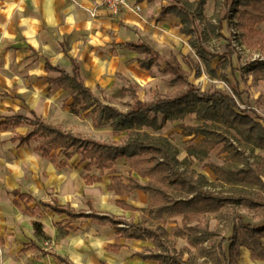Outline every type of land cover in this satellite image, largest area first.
<instances>
[{
  "label": "trees",
  "instance_id": "16d2710c",
  "mask_svg": "<svg viewBox=\"0 0 264 264\" xmlns=\"http://www.w3.org/2000/svg\"><path fill=\"white\" fill-rule=\"evenodd\" d=\"M229 0H215L213 15L207 17L205 5L207 0H170V6L162 7L159 18L173 15L179 21L180 34L188 37V45L197 57L183 56V62L187 68L184 70L177 58L171 54L166 60L165 72L168 74L171 86H176L171 95H159L151 101L144 100L133 84L121 88L112 96L116 99H126L123 109L119 110L111 105L103 104L96 95L87 88L79 74V68L73 59L71 71L66 72L59 66L52 67L48 61L45 63L46 72H56V78H49L48 83L63 90H71L72 97L69 105L71 114L77 117L91 115L92 126L100 127L107 124L113 136L119 137L118 141L99 142L94 139L62 130L60 127L48 124L44 119L31 113L32 117L15 115L0 118V130L8 127L18 128L28 125L25 134H16L11 138L19 146L35 143L34 151L42 158L48 159L53 151L54 144L63 139L65 142L62 152L66 159L77 153L78 149L89 150L96 148L95 153H88L79 165L83 167L86 175V184L92 181H100V178L89 176L92 168L99 171L102 176L107 171L109 184L107 190L116 196H130L134 191H141L155 198L156 202L146 209H137L122 200L116 201V206L123 211L147 213L148 218L160 221L163 217L171 218L183 216L181 225L172 228L171 232L160 231L157 228L147 227L143 223L134 224L132 221L118 219L109 215H98L94 211L85 213L76 212L69 205L61 206L57 200L50 202H36L46 211L57 215H64L69 221L79 218L100 221L103 225L112 228L116 235L125 236L128 239L144 240L146 236L152 239L153 249L144 248L150 253L153 260L165 261V256L159 251H167V245L173 247L175 241L170 238H183L184 230L190 233L207 231L204 224V215L218 213L226 204L244 205L255 211L264 212V182L257 170L264 166V161L254 157L250 164L246 156V150H264V127L252 116L244 111H239L232 96L222 90L203 92L189 81V74L199 78L208 74L228 83L225 71L232 68V51L228 40L222 34L225 16L222 12L227 8ZM230 11L235 17L236 28L240 41L246 48L261 52L264 55V31L256 30V25L264 21V0H231ZM215 21V23L213 22ZM201 27L203 30H201ZM261 38V41H258ZM212 39L226 41L225 52L219 54L210 52L205 44ZM136 52L143 57L137 60L138 66L150 71L159 65V54L142 42H128L120 45ZM62 51L66 49L62 45ZM218 59L217 68H212L211 60ZM217 69L221 73L217 75ZM249 72L255 77L264 79V61H255L248 66ZM102 93V90H99ZM233 94H238L236 89ZM194 115V119L201 125L191 127L179 125L184 136L194 138L201 137L198 145L190 146L186 150V157L180 161L177 150L169 137L151 135L144 130H161L168 123L181 122L187 116ZM222 144V153L226 154V165H209L210 170L216 176V181L231 187L230 194L207 190L212 186L205 176L197 174L191 168L194 161L204 163L209 160L211 150ZM71 149H74L70 151ZM118 158H125L130 166V173H135L138 178L145 179L140 183L137 178L129 177L125 184L118 175L115 163ZM257 159V160H255ZM259 161V162H257ZM57 167H64L65 162L60 161ZM186 194L187 196H184ZM16 198L14 204L19 206V201L31 203L35 199L21 193L19 190L12 192ZM26 208L33 214L37 208ZM190 226L191 224H194ZM202 228V226H204ZM34 236L38 243L49 245L50 239L43 232V226L38 221L32 222ZM58 237L68 234L69 225H55ZM223 244H228L223 249ZM217 253L206 250V254L219 264H239L240 248L250 252L252 261H264V218L259 225H254L236 213L231 220V234L222 238L218 245ZM121 245H109L107 250L117 253ZM22 251H42V248L34 241L25 244ZM143 255V254H140ZM61 264H70L66 259L55 256ZM191 259L185 263L189 264Z\"/></svg>",
  "mask_w": 264,
  "mask_h": 264
},
{
  "label": "crops",
  "instance_id": "0c3cea01",
  "mask_svg": "<svg viewBox=\"0 0 264 264\" xmlns=\"http://www.w3.org/2000/svg\"><path fill=\"white\" fill-rule=\"evenodd\" d=\"M130 1L136 2L140 5L141 12L139 14H133L128 11H122L117 15H113L99 4V0H12L11 3H9L8 7L7 5H5V15L2 19H0V76L5 75V77L7 78L6 81L11 80L12 82L19 83L21 84V87L12 95L6 94L4 96H0V100H2L0 101V104H2V107L6 111L5 114H0V118L3 120L4 118L12 117L15 115H21L30 118L32 117L31 113H33L36 116L45 120L44 115L38 110L39 107L43 106V104L39 105L38 100L46 99L48 94H51L54 100H58L61 94L71 92V90H63L55 85H50L48 83V79L56 78L58 76V73L46 72V61H48L52 67L59 66L66 72L70 73V59H73L78 65L79 74L83 80L84 85L89 88L93 93L94 89L97 87L100 96L103 98L105 91L102 88V82L108 79L115 70V58L123 55V53H127L129 55H138L141 56V58L143 57L142 55L133 52L129 49L120 48L121 44L128 42H142L151 47L155 52L159 54V50L164 49V47H166L165 45L169 44L172 41L174 30H176L180 36H183L186 39V42L188 41V37H185L184 35L180 34L179 21L173 15H166L163 18H159L161 8L170 6V0ZM189 1L194 2L197 0ZM214 2L215 0H207L206 2L204 14H210L206 15L207 17H211L213 15ZM230 4L231 0L228 1L227 8L222 12V14H225V19H227L229 23V26H227L228 38L226 40H228L229 45H231L229 39V30L230 26L232 25L237 31L238 44L242 45L243 51L244 53H246L250 49L246 48V46L240 41L239 33L235 25L237 19L235 17L232 18V14L229 15V13H232L229 8ZM213 22L215 23V21ZM259 24H263L264 27V21ZM201 30H203L202 27ZM213 40L219 39H212L209 42ZM62 45L66 49V54H64L62 51ZM230 48L234 50L232 46H230ZM159 56H161V54H159ZM194 57L195 58H192L196 60L197 57L195 55ZM138 59L140 58L136 59V64ZM257 60L258 59H253L252 61L255 62ZM137 67L144 72H149L141 69L138 64ZM123 87L126 86H122L118 88V90ZM100 89L102 90V93L99 91ZM118 90H116L115 92H117ZM21 99L25 101V105L28 108L29 116H26L23 113L14 112V109L17 106H23L19 102V100ZM233 99L235 100L234 97ZM237 106L240 108L238 103ZM242 107H244L242 111L249 115L250 108H247V106ZM11 108L12 111L7 112V110ZM71 115L73 117L78 118L73 114ZM254 119L261 125L264 122V118L262 117V115H258ZM90 125L93 129H96L92 126V121H90ZM24 127L27 128V130L29 128L28 125L24 124L18 128L8 127L5 130H0V133L7 132L9 130H17ZM147 129L149 128H144L146 132H148ZM12 137H10L8 140H1L2 146H0V201L7 200L8 197V200L10 202V208L8 210L6 208H0V238H2L1 229L3 231V229L5 230L6 227H13L15 222V213L22 212L24 213V215L32 218V231L33 221H38L42 224L43 232L50 239V241L49 245H46L47 247H44L43 244L46 243H38L33 232L34 239H30L27 243H24L22 245V248L20 249V262H18L16 259L12 258L9 255H6V261L4 262L5 264H61L57 261L55 256H59L61 258L66 259L70 264H100L101 262H103L104 264H149V262L153 264H169L168 260L172 259L174 256L176 257L177 254L175 244L177 238H174L175 244L173 247L169 246L170 244L168 243L166 244L168 246L167 251L157 252L162 253L166 257L165 261L153 260L149 257L150 253L144 251V248L153 249L152 239L150 237L146 236L144 240L128 239L125 236L121 237L119 235H116L112 228L103 225L100 221L92 219L87 220L100 222L102 226L111 229L114 236L117 238V242L107 243L103 248V254L100 256L88 257L82 254L81 252L75 250L74 247L70 245L72 223L82 219L86 220V218H79L73 221H69L66 216L57 215L53 212L46 211L42 206H38L36 202H50L52 199H55L57 200L59 205H69L70 208L76 212L83 211L85 213H90L91 211H94L98 215H109L118 218L107 213H99L93 208V205L97 204L98 202H103L104 200L105 202L110 204L111 200L113 199L112 206L117 211L131 214H146L148 218L147 213H141L139 211L134 213L123 211L121 208L116 206V201L122 200L128 205L133 206L137 209H146L148 205L153 204L150 202L155 198L150 199L147 194L141 191H134L130 196L118 197L113 192L107 190V186L109 184V176H107V179H103L105 173L107 174V171H104L103 175L100 176L99 171L97 170L98 173L93 175V169L95 168H92V171L88 174L90 177L100 178V181H92L91 184H86L84 180L86 172H84L83 170V167L86 163L79 165V162L82 160L81 159L76 166L77 168L82 166V171L84 172V175L81 178V182L78 184V188H63L65 178L61 176V178L56 180L58 181L57 184H51L48 186L52 187L49 189H52L53 191L50 190L48 192L49 195L45 198V200L44 198L41 199L38 196H40V194H45L43 192L44 186H46L43 184V173H41L39 169H36L33 174L28 170H25L23 167H21L18 171H15L12 168L11 163V157L13 155V152L16 154L15 151H17L18 149H23L24 147L32 146L34 142H32L30 145L19 146L16 142L11 141ZM3 141L5 142L3 143ZM33 152L42 160L46 161L50 158H42L38 153L34 151V149ZM74 155H72L70 159H66L64 161L59 160L58 162L63 161L66 163V165L64 167H57L56 165V169L65 170L68 167V161L71 160ZM119 163L121 164L120 172L122 174L126 170V173L130 172V166L125 158H118L116 160V170L118 168L117 166ZM130 174L131 177L137 178L140 183L145 182V179L138 178L135 173ZM121 179L123 180L122 177ZM128 179L126 181L123 180V182L127 184ZM15 180H19L21 182V186H13V182ZM66 185H69V183H66ZM88 189H94L98 192V194H95V192H87L89 191ZM15 190H19L21 193L31 195L35 199V201L31 203L19 201V206H16L14 204L16 198L12 195V192ZM86 192L90 193V196H87ZM139 194L145 195L149 200V204L145 208H140L137 203L133 202L134 198ZM88 197V201H82L83 198ZM31 204L33 205L30 206ZM75 204H77L78 207H76ZM36 205L38 209H36L33 214H30L28 211H26V208L33 209ZM85 207L88 208V210H85ZM41 213L48 214L49 217H52L54 219V221L51 220L48 223H45V221L38 216ZM36 216L37 218L33 219ZM175 217H181L182 221L183 216L180 215ZM175 217H163L162 221L164 219H173ZM262 218H264V214ZM118 219L124 218L121 217ZM149 220L154 221L151 219ZM181 221L180 226L175 224L172 228L178 227L182 229ZM262 221L263 219L260 221V223ZM7 222L11 224H8ZM58 223L62 224L63 226L69 225L70 229L68 230V234L65 237H58V232L55 228V225ZM260 223L251 224L259 225ZM193 225H195V223ZM186 232L188 231L184 230L185 234ZM148 238L151 239V247L143 246V251H139L136 253L129 251L128 246L130 245V243H144ZM58 239L59 241H57ZM31 241L36 242L42 248V251H22L24 245L28 244ZM116 244L122 246L119 252L114 253L112 251L107 250V246ZM170 248H172V250H170ZM170 251H172V254L174 256L169 255ZM240 252V259L242 257V253H245L246 257L251 262H256L257 264H264V261H252L250 252L247 249L240 248ZM188 259L176 260V264H178V261H180V263H185Z\"/></svg>",
  "mask_w": 264,
  "mask_h": 264
},
{
  "label": "rangeland",
  "instance_id": "374dc122",
  "mask_svg": "<svg viewBox=\"0 0 264 264\" xmlns=\"http://www.w3.org/2000/svg\"><path fill=\"white\" fill-rule=\"evenodd\" d=\"M12 0H0V19L5 15V5H9ZM233 14V13H232ZM210 15V14H206ZM225 16V14H222ZM227 26L229 23L227 19L223 22V36L225 39L228 38ZM258 32L262 33L264 31L263 24L256 26ZM172 41L165 45L164 49L159 50L161 54L159 65L153 67L151 71L144 72L137 67L136 59L141 58L138 55H129L123 53V55L115 58V70L111 76L102 82V88L105 91L104 97L102 98L97 90V87L94 89L96 97L103 103L111 105L117 109H123V103L126 99H116L112 95L122 86H127L128 84H133L136 86L139 95L146 101H151L156 97V94L159 95H171L175 92L176 86H171L169 83L168 74L165 72L166 60L169 58V55L173 53L179 62L182 65L184 70L186 66L183 62V56H192L193 51L187 45L186 39L183 36H180L176 30L173 31ZM261 38H258V41H261ZM226 41L223 39L213 40L206 44V48L214 53L223 54L225 52ZM231 46V45H230ZM232 51V68H229L225 71L228 83H224L219 78H214L208 74H203L199 78H194L192 74H189V81L198 87L201 91H213V90H222L228 93L230 96L235 98V102L240 106L239 111H242L244 107L250 108L249 115L253 118H256L258 115L264 116V79L260 76L255 77L251 72H249L248 66L250 63H253V59H258L259 61L264 60V55L261 52L248 50L246 53H239L236 49H231ZM116 56V55H115ZM213 68H217L219 61L214 59L211 62ZM126 69V70H125ZM221 73L220 69H217V75ZM7 78L5 75L0 76V96L6 94H14L21 84L10 81H6ZM236 89V95L233 94V90ZM54 96V95H53ZM71 92H66L61 94L58 100H54L51 94H48L46 99L38 100L39 112H41L45 120L48 123L58 125L64 130H69L73 133H78L83 137H88L99 142H113L117 141L119 138L113 136L110 128L107 124H102L100 127L93 129L90 125L91 115H83L81 117H73L69 113V105L71 103ZM2 101V100H0ZM23 106H17L14 109L16 113H23L26 116H29L28 108L25 105L23 99L19 100ZM236 103V104H237ZM0 114H5L6 111L0 104ZM12 108L7 110L11 112ZM253 111V112H252ZM264 118V117H263ZM195 127L201 125L200 122H197L194 119V115L187 116L181 122L168 123L163 129L158 131H152L147 129V131L152 135H163L169 137L172 141V144L177 150V157L180 161H183L186 157V150L190 146H196L199 144L201 137L194 138L192 136H184L182 129L179 125ZM264 126V122L262 124ZM27 128H20L17 130H9L4 133H0V146H2L1 140H8L14 134H24ZM5 141H3L4 143ZM63 139H59L53 147V151L48 160H42L37 155L34 154L33 148L35 143L32 146L24 147L23 149H18L16 154L13 152L11 157L12 168L15 171H18L21 167L29 172L33 173L36 169H39L43 173L44 178V192L45 194H40L39 198H45L49 195V191L52 187L49 185L57 184L59 178L63 176L65 182L63 188H78V184L81 182V178L84 175L82 171V166L77 168L78 162L86 158L88 153H95L96 148H90L89 150L78 149L77 153L73 156L71 160L68 161V167L65 170L56 169V164L59 160H66L65 154L61 151L63 144ZM4 147V146H3ZM223 145L220 144L211 150L209 155V160L204 163L193 162L191 168L195 170L196 173L203 174L207 180L212 183L211 187H208L207 190L215 191L224 194H230L233 189L230 186L216 181V176L210 170L209 165L216 166H225L226 154L222 153ZM74 149H71V151ZM246 156L249 159L250 164L254 161V157H257L264 161V150H246ZM257 160V159H255ZM259 162V161H257ZM119 175L123 180H127L131 175L130 172L126 173L127 170L122 174L121 164L117 166ZM63 172V174H62ZM258 174L261 176L264 181V166L257 170ZM98 171L93 169V175L97 174ZM107 174L105 173L103 179H107ZM31 178V177H28ZM69 183V185H66ZM26 184V183H24ZM21 186L19 180L13 182V186ZM82 187V186H81ZM10 188V187H8ZM87 192H92L98 194L94 189H88ZM53 191V190H52ZM9 192V191H8ZM7 192V194H8ZM87 196H90V193H87ZM184 196H187L184 194ZM7 197V196H6ZM89 200L88 198H83V202ZM113 199L110 204L105 202H98L93 205L95 211L99 213H107L118 218L123 217L126 220H131L134 223H143L147 227L157 228L160 231L167 230L170 232L171 228L177 224L180 226L181 217H175L173 219H164L163 221H150L146 214L140 213H123L117 211L112 206ZM134 203H137L140 208H145L149 204V200L145 195L139 194L133 200ZM156 202V199L152 200L150 203ZM85 204V203H84ZM31 204L30 206H32ZM76 207L77 204H75ZM0 208H10V202L8 200L0 201ZM88 210V208H84ZM238 213L243 216V218L251 223H260L263 219V213L260 210H254L252 208L246 207L244 205H230L226 204L218 213H207L204 215V224L206 225L207 231H203L197 234L186 232L184 238H177L175 249L176 257L170 251L169 255L174 256L172 259L168 260L169 264H176V260L182 259L186 260L191 259L189 264H219L216 263L211 256L206 254V250H211L213 253H217L219 242L222 238H227L231 233V220L234 215ZM41 219L48 223L49 221H54L52 217H49L46 213H41L38 215ZM37 216L33 219H36ZM14 225L13 227H6L2 231V238H0V264H5L4 262L6 255L11 256L20 262V249L24 243H27L30 239H34L33 231L31 229V220L32 218L24 215L22 212H16L14 216ZM8 224H11L7 222ZM193 225V224H191ZM202 226V228L205 227ZM9 226V225H6ZM71 239L70 245L74 247L75 250L81 252L85 256H100L103 254V248L107 243L117 242V238L114 236L111 229L106 228L101 225L100 222L90 221V220H78L72 223L71 228ZM3 239V240H2ZM175 240L173 237L170 238V242ZM59 241V239L57 240ZM141 244V245H140ZM44 247H47L46 244H43ZM52 246V243H51ZM148 246L151 247V239L148 238L144 243L132 244L128 246L129 251L139 252L143 251L142 247ZM227 244L223 245V248L226 249ZM172 250V248H170ZM100 264H104L101 262ZM149 264H153L149 262ZM160 264V263H155ZM240 264H257L256 262H251L245 253H242L240 259Z\"/></svg>",
  "mask_w": 264,
  "mask_h": 264
},
{
  "label": "built area",
  "instance_id": "2783aa9c",
  "mask_svg": "<svg viewBox=\"0 0 264 264\" xmlns=\"http://www.w3.org/2000/svg\"><path fill=\"white\" fill-rule=\"evenodd\" d=\"M99 4L103 6L107 11L113 15H117L122 11H128L133 14H139L141 12L140 5L136 2H132L130 0H99ZM232 13H229L231 15ZM230 43L231 46L238 50L239 53H243L242 45L238 44V36L237 31L234 26H230ZM262 117H264L262 115Z\"/></svg>",
  "mask_w": 264,
  "mask_h": 264
},
{
  "label": "bare ground",
  "instance_id": "6f19581e",
  "mask_svg": "<svg viewBox=\"0 0 264 264\" xmlns=\"http://www.w3.org/2000/svg\"><path fill=\"white\" fill-rule=\"evenodd\" d=\"M78 264H80V263H78Z\"/></svg>",
  "mask_w": 264,
  "mask_h": 264
}]
</instances>
